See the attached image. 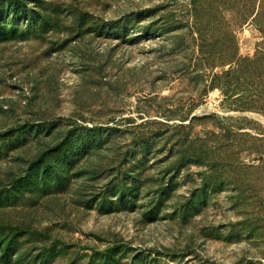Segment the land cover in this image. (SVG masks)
I'll return each mask as SVG.
<instances>
[{
	"label": "rangeland",
	"instance_id": "obj_1",
	"mask_svg": "<svg viewBox=\"0 0 264 264\" xmlns=\"http://www.w3.org/2000/svg\"><path fill=\"white\" fill-rule=\"evenodd\" d=\"M249 1L207 0L196 24L193 0H0V264H264ZM40 160L61 182L19 188Z\"/></svg>",
	"mask_w": 264,
	"mask_h": 264
},
{
	"label": "trees",
	"instance_id": "obj_2",
	"mask_svg": "<svg viewBox=\"0 0 264 264\" xmlns=\"http://www.w3.org/2000/svg\"><path fill=\"white\" fill-rule=\"evenodd\" d=\"M204 1V2H202ZM245 2H251L249 0H244ZM207 0H193V7H194V10L198 13L196 15V24L199 22V17L201 16V14H206L207 13V10L210 8L209 7V2L208 4L206 3ZM205 8V9H204ZM202 10V11H201ZM199 12L201 14H199ZM241 15L243 17V19H246L247 15H248V12L250 13L251 12V9L250 7H246L243 8L241 10ZM161 23V18H159L155 23H153L152 25H155V27L157 26L156 29H158L161 33H162V30H161V27L162 26H158L159 24ZM149 25L147 28H152L154 26H151ZM149 33V31H148ZM260 98H264V91L260 92ZM233 106L237 107L238 109H242V110H245V109H248L249 106H247L246 104H241V105H236L235 104H232ZM168 124V123H166ZM110 128L106 129L107 132L110 133ZM101 131V128L100 127H97L96 126V133L98 134L99 132ZM111 134V133H110ZM158 134H155V137L156 139L159 138L160 136H157ZM102 139V135L97 137L96 140L98 141H101ZM63 142H61L54 150V155H58L56 156V159H60L62 161L65 160V158L67 157V148L65 149V147L62 145ZM142 158L139 159V161L143 162V158L146 160V155L149 154L147 150H142ZM61 173L59 168L53 164V162H49V163H46L44 161H37V162H34L28 169H27V173L24 175V176H21L20 180H19V188H25L27 190H33V189H37L38 187H48L49 184L55 180V182H58V184L61 182L60 180V176H61ZM167 192H169V189H164L160 192V196L158 198V204L160 205L161 203H163V201H165L167 199L168 196L167 195ZM118 195V194H117ZM121 197L120 199H122L124 201L125 204L127 203H133V199L132 198H124V195L125 193L120 191V194ZM2 243V242H1ZM12 243L9 242L8 244H6L3 248H2V258H4L5 261L9 260L11 261L12 258H13V254H14V251L12 249Z\"/></svg>",
	"mask_w": 264,
	"mask_h": 264
}]
</instances>
